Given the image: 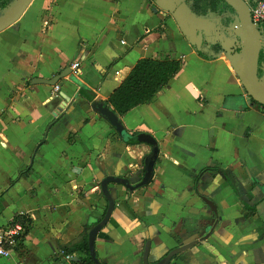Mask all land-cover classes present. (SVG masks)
Instances as JSON below:
<instances>
[{"label": "crops", "instance_id": "0c3cea01", "mask_svg": "<svg viewBox=\"0 0 264 264\" xmlns=\"http://www.w3.org/2000/svg\"><path fill=\"white\" fill-rule=\"evenodd\" d=\"M183 1L33 0L0 32V228L32 220L0 264H77L85 251L64 248L85 236L89 245L103 220L101 179L139 182L155 147L147 186L109 185L116 206L95 240L100 262L144 264L150 241V264L182 245L192 247L168 264H264V111L250 107L231 58L212 53L229 28L214 23L204 42L214 58L202 57ZM147 58L181 69L150 103L115 113L124 138L93 104L107 105ZM63 72L55 86L36 83Z\"/></svg>", "mask_w": 264, "mask_h": 264}, {"label": "water", "instance_id": "95a60500", "mask_svg": "<svg viewBox=\"0 0 264 264\" xmlns=\"http://www.w3.org/2000/svg\"><path fill=\"white\" fill-rule=\"evenodd\" d=\"M32 1L33 0H15V2L11 6L5 9L3 11L2 16L0 17V32L13 25L16 21H18L20 17L24 14V12L27 10V8L30 6ZM224 1L228 3L236 12V15L233 18L234 21H232L231 24H233L234 22V25L237 26V28L239 29V35H237L236 38H238L242 44V52L240 54H225L228 56V58H231L232 65L236 69L237 75L242 83V86L244 87V90L250 99V107H252L253 105H258L264 111V92L261 90L262 86L260 83V78L258 76L259 58L261 54V49L263 47L262 37L256 24L252 22L251 7L249 3H247L245 0ZM256 1L257 0L253 2L255 3ZM182 8L185 10L184 13L191 17L189 19V22L192 21L194 24H196V29L192 28L188 30L185 27V30H187L188 32V38L190 43L197 49L198 52H206L207 48L204 47V42H209L213 44L212 29L215 25V22H218V24L220 25V18L214 15H209L206 17H198L194 15L189 6L186 4V0L183 1ZM8 9L9 12H7ZM209 24L210 27L208 26ZM231 24L228 27L229 30ZM229 43H224V51H228V47L225 44ZM69 74L70 73L63 72L50 80L37 79L38 82L36 83L55 86L62 78L66 77ZM93 108L98 111L116 129L119 135L126 138V131L124 130V127L122 126L118 116L113 110H111L109 107L105 106L101 102L93 104ZM137 141L142 143L145 142L146 144L154 147L156 145L155 139L150 135L139 136L137 138ZM158 156L159 149L155 147L153 151V159L149 161L146 160L144 177L141 178V180L137 183H134L130 179L121 180L120 178L112 177H106L101 179V190L106 200L108 201V209L101 223L93 227L89 233V250L94 264H102V262H100L97 256V252L95 249L96 237L102 227L108 223L116 206L115 199L117 196L116 194H113V191H111L109 185L111 183L121 185L130 193L147 186L153 179L154 167ZM205 202L208 204V206H210L213 212L217 214V209L216 207H213V205L211 204V200L205 198ZM191 247L192 246L189 245H182L179 248L170 252L165 258L161 259L156 264H168L174 256L190 249ZM150 251L151 242L148 241L145 245V251L143 256L144 264H150Z\"/></svg>", "mask_w": 264, "mask_h": 264}, {"label": "trees", "instance_id": "16d2710c", "mask_svg": "<svg viewBox=\"0 0 264 264\" xmlns=\"http://www.w3.org/2000/svg\"><path fill=\"white\" fill-rule=\"evenodd\" d=\"M14 2L15 0H0V17L3 11ZM186 4L192 13L198 17L209 15L219 17L222 28H228L236 15L235 10L224 0H186ZM223 45L224 42L216 44L212 49V53L215 55L223 52L229 55H236L242 52V44L236 37H233L229 44H225L228 47V51H224ZM200 54L207 59L214 58V55L206 52H201ZM180 69L181 62L176 59H142L114 91L107 105H110L118 115H125L138 106L150 103L157 93L170 83ZM258 76L259 78L264 76V47L261 49L259 58ZM261 85L264 87V81L261 82ZM107 105L105 104V106ZM229 184L235 186L230 178ZM250 210L252 211L251 207ZM15 222L22 225V237H26L32 227V220L27 216L18 215L15 217ZM85 238V240L82 238L79 242L65 247L64 253L68 255L84 250L85 257H81L77 264H94L90 255L88 236H85Z\"/></svg>", "mask_w": 264, "mask_h": 264}, {"label": "built area", "instance_id": "2783aa9c", "mask_svg": "<svg viewBox=\"0 0 264 264\" xmlns=\"http://www.w3.org/2000/svg\"><path fill=\"white\" fill-rule=\"evenodd\" d=\"M251 7V19L256 26L264 24V0H257L255 3L253 0H245ZM75 69H79L80 64L76 63L73 66ZM60 87L56 86V91H59ZM23 228L22 225L11 222L7 227L0 228V258H9L15 247L17 246L20 238L22 237Z\"/></svg>", "mask_w": 264, "mask_h": 264}, {"label": "rangeland", "instance_id": "374dc122", "mask_svg": "<svg viewBox=\"0 0 264 264\" xmlns=\"http://www.w3.org/2000/svg\"><path fill=\"white\" fill-rule=\"evenodd\" d=\"M250 4H251V2H250ZM237 35H239V29L237 28V26L234 25V22H233V24H231V26H230V30L222 35V37H221V38H223L222 42L229 43L230 40L233 37H236ZM263 81H264V77H261L260 78V83L263 82Z\"/></svg>", "mask_w": 264, "mask_h": 264}, {"label": "flooded vegetation", "instance_id": "af4514ba", "mask_svg": "<svg viewBox=\"0 0 264 264\" xmlns=\"http://www.w3.org/2000/svg\"><path fill=\"white\" fill-rule=\"evenodd\" d=\"M257 28H258L260 34L262 35V37H264V24H262V25H258ZM262 43L264 44V38H262ZM217 44H218V43H217ZM214 46H215V45H214ZM214 46H213V47H214ZM213 47H212V49H213ZM212 49H211V50H212ZM255 106H257V108H258V107L260 108V106H258V105H255Z\"/></svg>", "mask_w": 264, "mask_h": 264}, {"label": "bare ground", "instance_id": "6f19581e", "mask_svg": "<svg viewBox=\"0 0 264 264\" xmlns=\"http://www.w3.org/2000/svg\"><path fill=\"white\" fill-rule=\"evenodd\" d=\"M7 12H9V10H8ZM261 86H262V85H261ZM261 90L264 92V87H263V86L261 87Z\"/></svg>", "mask_w": 264, "mask_h": 264}]
</instances>
